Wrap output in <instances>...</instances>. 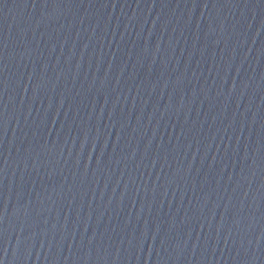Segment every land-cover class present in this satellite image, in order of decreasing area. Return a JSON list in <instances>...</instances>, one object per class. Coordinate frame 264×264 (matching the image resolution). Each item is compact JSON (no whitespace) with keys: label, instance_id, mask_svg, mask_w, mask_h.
Wrapping results in <instances>:
<instances>
[{"label":"water","instance_id":"water-1","mask_svg":"<svg viewBox=\"0 0 264 264\" xmlns=\"http://www.w3.org/2000/svg\"><path fill=\"white\" fill-rule=\"evenodd\" d=\"M0 264H264V0H0Z\"/></svg>","mask_w":264,"mask_h":264}]
</instances>
